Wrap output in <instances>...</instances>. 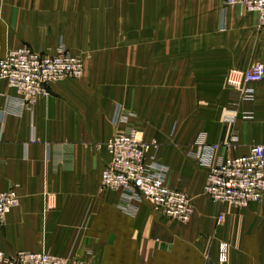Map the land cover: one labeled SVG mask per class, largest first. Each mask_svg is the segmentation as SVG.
Listing matches in <instances>:
<instances>
[{"label":"crops","instance_id":"1","mask_svg":"<svg viewBox=\"0 0 264 264\" xmlns=\"http://www.w3.org/2000/svg\"><path fill=\"white\" fill-rule=\"evenodd\" d=\"M23 44L80 53L84 72L52 83L31 107L0 79V190L19 197L0 250L85 264H264V202L234 207L203 194L211 165L264 145V78L240 93L226 82L232 68L264 64L254 12L224 0H0V57ZM130 128L166 183L193 198L189 221L102 187L106 141Z\"/></svg>","mask_w":264,"mask_h":264},{"label":"built area","instance_id":"2","mask_svg":"<svg viewBox=\"0 0 264 264\" xmlns=\"http://www.w3.org/2000/svg\"><path fill=\"white\" fill-rule=\"evenodd\" d=\"M242 12H254L260 25L264 24V0H224ZM84 72L80 56L60 47L55 53H43L23 44L0 57V79L14 87L23 102L31 107L39 95L48 93L49 86L66 77L80 78ZM264 78V64L252 63L245 69L233 68L227 74L228 86L240 93L246 83ZM123 117L118 104L112 115L114 123ZM106 146L110 159L101 171L105 189L122 190L128 197L149 200L162 215L180 222L190 220L194 203L188 194L170 187L161 168L146 159L148 144L142 141L135 128L109 137ZM203 194L215 203L245 207L252 202H264V145L252 144L246 153L226 155L211 165L203 187ZM15 188L0 190V226L7 211L17 205ZM223 213L216 222L223 220ZM227 243L219 245V259L224 260ZM0 264H85L73 254L59 255L45 251L18 250L12 254L0 250Z\"/></svg>","mask_w":264,"mask_h":264},{"label":"rangeland","instance_id":"3","mask_svg":"<svg viewBox=\"0 0 264 264\" xmlns=\"http://www.w3.org/2000/svg\"><path fill=\"white\" fill-rule=\"evenodd\" d=\"M147 28V27H146ZM120 39H114V38H98L96 39L97 45L101 44V45H108V46H114V45H119V44H125V42L127 41L126 38L121 39L122 43L119 42ZM129 40V39H128ZM124 42V43H123ZM73 53V52H72ZM75 54H77L78 56L81 57V59L84 61L83 55L77 52H74ZM233 69V68H232ZM239 69V68H238ZM230 71V70H229ZM228 71V72H229ZM228 74V73H227ZM227 77V75H226Z\"/></svg>","mask_w":264,"mask_h":264}]
</instances>
